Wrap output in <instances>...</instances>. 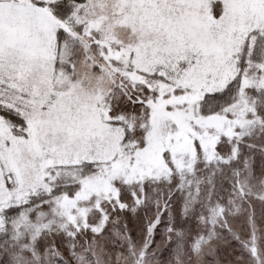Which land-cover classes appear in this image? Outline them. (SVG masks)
<instances>
[{
    "label": "snow or ice",
    "instance_id": "1",
    "mask_svg": "<svg viewBox=\"0 0 264 264\" xmlns=\"http://www.w3.org/2000/svg\"><path fill=\"white\" fill-rule=\"evenodd\" d=\"M0 264H264V0H0Z\"/></svg>",
    "mask_w": 264,
    "mask_h": 264
}]
</instances>
